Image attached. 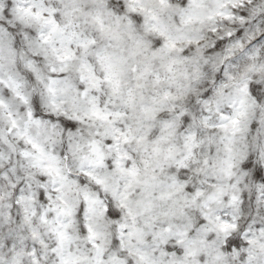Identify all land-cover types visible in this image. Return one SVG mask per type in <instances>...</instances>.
Wrapping results in <instances>:
<instances>
[{
    "label": "snow or ice",
    "instance_id": "obj_1",
    "mask_svg": "<svg viewBox=\"0 0 264 264\" xmlns=\"http://www.w3.org/2000/svg\"><path fill=\"white\" fill-rule=\"evenodd\" d=\"M0 264H264V0H0Z\"/></svg>",
    "mask_w": 264,
    "mask_h": 264
}]
</instances>
